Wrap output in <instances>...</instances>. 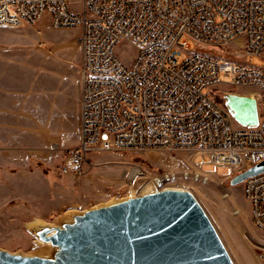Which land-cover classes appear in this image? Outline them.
<instances>
[{
  "label": "built area",
  "instance_id": "2783aa9c",
  "mask_svg": "<svg viewBox=\"0 0 264 264\" xmlns=\"http://www.w3.org/2000/svg\"><path fill=\"white\" fill-rule=\"evenodd\" d=\"M81 7L0 0V26L47 17L54 28L81 30V140L63 175H81L94 154L189 151L202 158L152 179L160 189L185 188L173 177L207 185L206 164L241 173L264 161V66L252 63L264 62V0H81ZM122 46L135 49L129 64ZM225 93L254 97L258 125L238 124ZM140 171L134 166L128 176ZM243 191L251 221L264 233V172L246 179Z\"/></svg>",
  "mask_w": 264,
  "mask_h": 264
},
{
  "label": "rangeland",
  "instance_id": "374dc122",
  "mask_svg": "<svg viewBox=\"0 0 264 264\" xmlns=\"http://www.w3.org/2000/svg\"><path fill=\"white\" fill-rule=\"evenodd\" d=\"M70 4L81 11V0ZM80 36L79 28H54L47 17L33 25L0 26V248L12 253H44L46 246L29 231L32 223L54 224L136 195L157 174L191 168L202 158L189 151L102 153L88 157L81 175H63L61 167L79 146L78 111L70 116L64 98L81 87ZM120 53L129 64L135 49L122 46ZM252 63L264 66L258 58ZM134 166L141 174L130 178ZM202 169L211 176L207 185L181 178L174 184L194 194L234 264H264V233L251 221L243 183L231 185L238 173L209 164Z\"/></svg>",
  "mask_w": 264,
  "mask_h": 264
},
{
  "label": "water",
  "instance_id": "95a60500",
  "mask_svg": "<svg viewBox=\"0 0 264 264\" xmlns=\"http://www.w3.org/2000/svg\"><path fill=\"white\" fill-rule=\"evenodd\" d=\"M238 124L259 122L254 97L225 93ZM264 161L231 179L244 183ZM30 233L46 246L24 255L0 248V264H234L207 213L186 188H158L149 180L136 195L70 213L54 224L34 222Z\"/></svg>",
  "mask_w": 264,
  "mask_h": 264
},
{
  "label": "crops",
  "instance_id": "0c3cea01",
  "mask_svg": "<svg viewBox=\"0 0 264 264\" xmlns=\"http://www.w3.org/2000/svg\"><path fill=\"white\" fill-rule=\"evenodd\" d=\"M81 73V68H80ZM73 99V102L70 100ZM81 99H82V83L80 88H73L72 91L64 98V102L67 107V112L70 116H74L75 110L79 115V143L81 140Z\"/></svg>",
  "mask_w": 264,
  "mask_h": 264
},
{
  "label": "bare ground",
  "instance_id": "6f19581e",
  "mask_svg": "<svg viewBox=\"0 0 264 264\" xmlns=\"http://www.w3.org/2000/svg\"><path fill=\"white\" fill-rule=\"evenodd\" d=\"M178 178H181L183 180H188V178H186V177H173V184L177 182Z\"/></svg>",
  "mask_w": 264,
  "mask_h": 264
}]
</instances>
